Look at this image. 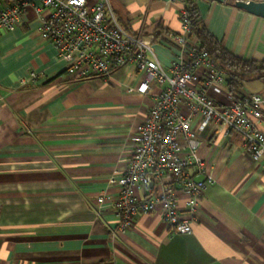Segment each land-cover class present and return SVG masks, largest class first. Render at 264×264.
I'll return each instance as SVG.
<instances>
[{
    "label": "crops",
    "instance_id": "crops-1",
    "mask_svg": "<svg viewBox=\"0 0 264 264\" xmlns=\"http://www.w3.org/2000/svg\"><path fill=\"white\" fill-rule=\"evenodd\" d=\"M108 1L123 29L151 41L168 67L176 49L165 36L180 32V0ZM192 1L227 52L264 61V18L235 8L236 0ZM38 27L30 7L20 25L0 34V264H264V157L252 161L239 136L212 127L197 133L213 183L202 192L190 234L168 235L157 208L137 217L125 236H113L112 208L97 209L94 199L117 195L110 181L126 171L134 129L160 87L128 92L139 81L132 67L107 80L70 79ZM158 27L162 38L154 43ZM30 71L36 81L21 85ZM249 94L264 98V80L241 83L237 95Z\"/></svg>",
    "mask_w": 264,
    "mask_h": 264
},
{
    "label": "built area",
    "instance_id": "built-area-1",
    "mask_svg": "<svg viewBox=\"0 0 264 264\" xmlns=\"http://www.w3.org/2000/svg\"><path fill=\"white\" fill-rule=\"evenodd\" d=\"M38 1L6 0L0 4V34L20 25L31 7L39 19V39L54 48L66 77L107 80L119 68L132 67L139 81L128 92L146 95L153 87H160L145 118L134 129L126 171L110 181L117 187V195L102 194L94 199L97 209L104 204L112 208L113 236H125L137 217L157 208L168 235L190 234L202 192L213 183L198 152L197 133L211 127L224 136L234 132L242 140L243 151L258 161L264 157V131L259 128L264 98L227 91L223 71L191 37L181 7L180 32L165 36L176 56L163 67L151 41L120 26L108 0L94 4L87 0ZM43 10L48 12L45 17L40 16ZM36 79L37 74L30 71L20 84H34ZM197 175L203 178L196 180ZM134 189L142 196L136 197Z\"/></svg>",
    "mask_w": 264,
    "mask_h": 264
},
{
    "label": "trees",
    "instance_id": "trees-1",
    "mask_svg": "<svg viewBox=\"0 0 264 264\" xmlns=\"http://www.w3.org/2000/svg\"><path fill=\"white\" fill-rule=\"evenodd\" d=\"M180 3L181 8L186 13L191 28V37L197 41L200 48L206 51L223 71L225 75L224 85L230 94L237 95L241 83L253 80H264V61H244L227 52L206 30L198 15L194 2L192 0H180ZM112 12L120 24L113 9ZM153 34V42L155 43L162 38V29L158 27Z\"/></svg>",
    "mask_w": 264,
    "mask_h": 264
},
{
    "label": "water",
    "instance_id": "water-1",
    "mask_svg": "<svg viewBox=\"0 0 264 264\" xmlns=\"http://www.w3.org/2000/svg\"><path fill=\"white\" fill-rule=\"evenodd\" d=\"M210 1H216L221 3L224 0H210ZM233 5L237 9H241L257 17L264 18V2L236 0L234 1Z\"/></svg>",
    "mask_w": 264,
    "mask_h": 264
}]
</instances>
